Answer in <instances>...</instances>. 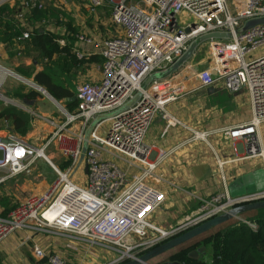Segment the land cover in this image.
<instances>
[{
  "label": "built area",
  "instance_id": "built-area-1",
  "mask_svg": "<svg viewBox=\"0 0 264 264\" xmlns=\"http://www.w3.org/2000/svg\"><path fill=\"white\" fill-rule=\"evenodd\" d=\"M77 1L83 2L93 16L110 8L114 33L104 40L85 33L73 36L84 49L77 52L79 59L99 55L104 60L100 80L84 82L76 89L75 112H69L34 80L5 67L0 53V101L28 113L32 126L39 122L49 131L48 136L41 138L46 140L44 145L36 148L12 133L9 126L3 129L7 134L0 137V191L9 181L29 175L39 159L50 162L45 153L53 145L70 163L65 171L51 166L58 175L53 185L44 193L30 196L7 217L0 215V245L16 233L26 232L32 239L57 238L67 242V247L77 252L85 250L95 257L106 254L110 259L103 264H125L236 207L264 201V191L232 196L226 172L228 165L239 161L261 160L264 165V25L237 35L246 23L264 19V0ZM18 2L22 4L16 16L20 27L26 26L31 8L45 7L41 0H0V8ZM14 25L19 27L16 22ZM214 33L231 34L232 39L222 40L221 46L207 42L213 57L205 69L192 76V68L188 67V72L180 71L145 87L150 77L169 70L194 41ZM63 34L69 37L66 27ZM31 37L32 33L26 30L16 42ZM58 42L62 47L68 45L63 38ZM10 79L48 94L60 113L48 120L31 106L4 97L2 92ZM195 82L201 88L221 83L233 94L246 91L253 116L248 122L227 128L191 130L187 144L210 145L212 138L243 141L244 155L237 160L219 159L223 189L203 200L194 216L164 230L153 224V218L165 204L166 196L153 183L160 181L159 168L186 144L169 152H157L147 143V136L158 117L170 127L183 126L168 107L188 94ZM139 93L141 99L124 110ZM100 118L106 119L91 132L81 163L85 136ZM241 222L257 230L255 223L247 219ZM149 234L153 238L147 240ZM33 250L35 257L47 264H72L61 254L46 255L37 245Z\"/></svg>",
  "mask_w": 264,
  "mask_h": 264
},
{
  "label": "crops",
  "instance_id": "crops-1",
  "mask_svg": "<svg viewBox=\"0 0 264 264\" xmlns=\"http://www.w3.org/2000/svg\"><path fill=\"white\" fill-rule=\"evenodd\" d=\"M73 3L72 0L69 2V5H72ZM14 6L15 5L11 7ZM105 9L106 8L102 9L97 17L94 16L96 22L94 28H90L87 25L86 27L83 26L82 21L79 19H75L74 25L81 28L79 32L88 34L96 40H104L108 35H111L108 34V32L113 31L114 33V29L108 24L110 18L102 19L100 17L104 15ZM28 21L30 25L39 26L37 27L38 29L46 26V24H43L42 26L37 25L33 20ZM49 27L50 26L47 27V30L61 37L64 35L63 29H51ZM100 27H104L105 30H101ZM72 38L75 39V37ZM202 46L203 45L198 48L191 61L186 65L187 67L192 68V76L208 66V58H204L201 54L204 49V46ZM85 49L90 50V48L86 47ZM71 50H73L76 56L77 52L84 51V49L76 43V39ZM0 53L2 54V64L9 68L14 67L12 65L13 63H19L15 70L20 66L29 67L33 64V61H31L30 58H26L23 54L13 56L14 51L11 50L8 44L1 45ZM95 56L99 57V55ZM86 66L88 68L84 72H80L85 75V80H100L101 74L97 75L92 72L94 70L92 67L95 66V64ZM28 103L38 112H48L47 110L44 112L46 107L41 99ZM168 111L172 116L181 120L183 126L170 127L166 121L161 117H158L147 136V143L157 152H169L175 150L182 144H186L185 146L180 147V149L159 168L157 176L160 181L158 183H153V186L164 192L166 196L165 204L157 211L153 219L154 222L159 226H162L164 230H168L171 227L178 225L187 217L194 216L199 211V207L202 205L203 200L208 199L223 189L218 167L219 159L223 161L237 160L244 155L245 144L243 141L232 142L230 140L212 138L209 141L210 145L204 142L187 144L192 136L191 130L211 131L227 128L248 122L253 116L249 94L246 91H241L237 94L230 93L221 83L210 88H201L198 82L192 83L189 88V93L179 101L170 105ZM48 134V129L41 123L36 122L33 123L28 138L31 137L36 140L37 138L41 139L48 136ZM4 135L5 132L2 129L0 137H3ZM261 136L264 143V127L262 128ZM259 170L264 171V165L261 160L239 161L228 165L226 167V172L229 179V192L241 193L251 190L254 186L252 180L248 179V181L245 180L240 184L238 182L243 177ZM20 181L21 180L19 179L9 181L2 187L0 192V195L11 199L13 206H17V204H14L15 198L13 197L16 195V190L19 184L23 183ZM256 184L258 190L264 188V175L257 179ZM232 185H235V188L231 190L230 187ZM26 188H28V186L25 185L20 188V190L26 191ZM3 211V208L0 207L1 216ZM233 225H229V227ZM226 228H228V226ZM216 230L218 229H215L214 231ZM66 243L67 242L57 238L45 236H35L32 239L28 233L18 232L0 245V264H47L46 260H40L35 257L33 249L36 245L40 247L46 255L52 253L61 254L72 264H103L110 259L106 254H103L101 257H95L85 250L77 252L74 249L67 247ZM191 243H195V240L194 242L192 241L178 248L175 250L176 252L172 251L162 256L151 262V264H157L164 260V262L171 261L169 258L184 249L190 248V245H192ZM206 249L208 253L209 247L206 246Z\"/></svg>",
  "mask_w": 264,
  "mask_h": 264
},
{
  "label": "trees",
  "instance_id": "trees-1",
  "mask_svg": "<svg viewBox=\"0 0 264 264\" xmlns=\"http://www.w3.org/2000/svg\"><path fill=\"white\" fill-rule=\"evenodd\" d=\"M41 1L45 3V7L43 9L31 8L26 15L25 27H20V22L16 19L17 14L22 10L20 2L16 3L14 7L4 5L0 8V47L3 44H8L14 51L13 56L23 54L26 58L33 59L31 66L18 67L19 74L34 80L54 100L63 103L69 112H75L78 107L74 100L75 92L57 77L55 71H60L63 75L70 77L73 74L84 72L88 68L86 65H100L104 63V60L97 56L90 59H79L71 50L75 42L72 37L80 33L79 28L74 25L73 13L65 9L60 0ZM104 11L108 13L111 12V9L106 8ZM28 20H33L37 25L46 24V26L38 29L39 26L30 25ZM15 22L19 27L14 25ZM48 26L61 30L66 27L69 37H61L47 30ZM91 27L94 28V25ZM26 30L32 33V37L22 43H17V39ZM62 38L66 39L70 46H60L58 41ZM23 91L24 88L16 90L13 94L14 100L32 102L39 99L37 92L24 93ZM32 121V117L23 110L14 106L5 107L0 112V132L9 126L12 133L26 140L32 129ZM69 167V162H63L58 168L65 171ZM17 206H13L11 199L0 195V207L4 210L2 217H7ZM247 220L256 224V231L246 224L238 222L218 232L212 238L214 243L212 259L214 261L216 260L219 264H264V214ZM190 250L192 248L182 250L174 255L171 261L180 264H208L205 257L202 260L200 258L198 260L191 259L188 256Z\"/></svg>",
  "mask_w": 264,
  "mask_h": 264
},
{
  "label": "rangeland",
  "instance_id": "rangeland-1",
  "mask_svg": "<svg viewBox=\"0 0 264 264\" xmlns=\"http://www.w3.org/2000/svg\"><path fill=\"white\" fill-rule=\"evenodd\" d=\"M73 4L69 5V3L66 2V0H61L60 3L65 6V9L71 11V13H73V17L75 19H79L82 21V25L86 27V25L90 28H92L91 26H93L96 22H95V17L97 16H89V13L87 12L86 8L84 7V4L77 1V0H73ZM67 5V6H66ZM111 12L106 13V11H104V15L100 16L102 19H109L111 18ZM75 24V21H74ZM108 24L110 25V22L108 21ZM108 24H106L107 26H109ZM51 28V27H49ZM53 29V28H51ZM81 28H79L80 31ZM101 30H105L104 27H101ZM83 33V32H80ZM108 34L113 35V31L108 32ZM205 45V46H204ZM204 49L202 50V55L204 56V58H208V64L211 62V58L213 57V53L210 50V47L208 46V43L203 44ZM202 46V47H203ZM100 57V56H99ZM31 59V58H30ZM31 61H33V59H31ZM13 63L12 65L14 67H7L10 70L15 71V73L19 74L18 72V68L15 70L16 66L19 64ZM103 64H95V66L92 67V69L94 68V70L92 72L98 74H101L102 72V66ZM55 74L57 75V77L62 80L64 83H66L73 92H76V89L84 82H88V80H85V75L81 74L80 72L78 74H73V76L67 77L65 75H63L60 71H55ZM20 75V74H19ZM22 76V75H20ZM23 77V76H22ZM27 78V77H26ZM30 79V78H28ZM20 88H24V93L30 92L32 91L29 87L27 86H23L21 85V83H19L17 80L14 79H10L8 84L6 85V87L4 88L2 94L4 97H6L7 99L14 101L16 103L19 104H24V102L18 100H14L13 98V94L16 90H19ZM39 95V99H41L46 107V109L44 110V112L47 110V113H41L44 114L46 116V118H48V120H53V118L56 117L57 114H59V108L58 106L55 104L54 101H52V99L49 97L48 94H43V93H38ZM1 106H0V112L2 111V109H4L5 107L11 106L8 103H5L3 101H0ZM37 111V110H35ZM38 112V111H37ZM6 133V132H5ZM52 133V132H51ZM7 134V133H6ZM6 135H4L3 137H5ZM26 140L28 142H30L34 147L36 148H41L42 145H44L46 140H41L37 141L33 138H26ZM46 156L48 158V160L56 167H60V165L63 162H66L62 156L60 155V153L56 150V147L53 145L50 147V149H48L46 151ZM59 169V168H58ZM58 175L56 174V172L54 171V169L52 167H50L48 165V163L44 160V159H39L36 164L34 165V167L32 168V172L29 175H22L17 177L16 179L21 180L19 186L17 187V192L15 197V203L19 205L20 203H22L23 201H25L26 199H28L30 196L38 194V193H44L51 185H53L56 181H57ZM26 184H25V183ZM28 186V188H26V191H21L20 188H22L23 186ZM15 188V187H14ZM12 189V188H11ZM1 192V191H0ZM14 193V192H13ZM3 194V193H2ZM18 198V199H17ZM201 208V206L199 207V209ZM258 214H264V212H260V213H251L248 215H245L244 217H241V219H236L233 220L225 225H223V227H219L217 228L218 230L216 231H211L209 232L208 235H203L202 237H199L198 239L195 240V243H191L192 245H190V248H192V250H190L188 256L190 255L191 252L193 251H197L202 247H209V252L207 253V249L205 251L204 254L207 253V255H205V261L208 264H219L216 260L214 261V259H212L214 252H212V246L214 245L212 238L220 231L223 230L224 228H226L227 226L229 227V225H233V224H237L238 222H241L242 220H246L247 218H254V217H258ZM249 216V217H248ZM155 217V216H154ZM154 219V218H153ZM153 224H155L156 226L162 228V226H159L156 222H154L153 220ZM212 236V237H211ZM153 238L152 234H149L147 237V240H150ZM194 242V241H193ZM177 250V249H176ZM175 251V250H174ZM176 252V251H175ZM203 254V255H204ZM201 254L200 259L202 260V258L204 257ZM173 257V256H172ZM171 257V258H172ZM171 258H169L171 260ZM168 259V258H167ZM165 261V260H164ZM162 261V262H164ZM160 262V263H162ZM167 262V261H166ZM157 263V264H160Z\"/></svg>",
  "mask_w": 264,
  "mask_h": 264
},
{
  "label": "water",
  "instance_id": "water-1",
  "mask_svg": "<svg viewBox=\"0 0 264 264\" xmlns=\"http://www.w3.org/2000/svg\"><path fill=\"white\" fill-rule=\"evenodd\" d=\"M260 25H264V19H260V20H254V21H250L248 23L245 24L244 28L241 31L237 32V35L240 36L241 34H243L244 32L250 31L252 29H254L257 26ZM187 33H190V30H187ZM232 39V35L231 34H227V33H214V34H209L206 36L201 37L199 40L194 41L189 49L185 52V54L166 72L163 73H158L152 77H150L146 83H145V87L150 86L154 81L157 80H165L166 78H168L169 76L179 73L180 71L186 72L188 71V67L186 66L188 62L191 61V59L193 58V56L195 55L196 51L198 50V48L210 41H214L216 45L221 46L222 45V40H230ZM141 99V94L139 93L136 98L129 103L124 110L129 109L130 107L134 106L139 100ZM24 104L29 105L28 102H24ZM30 106V105H29ZM106 118H100L98 120H96L94 122V124L91 126V128L88 130L86 136H85V142H84V146H83V156L81 158V163L83 162L84 158H85V154L89 148V140H90V135L91 132L94 130L95 126L101 122L102 120H105ZM50 166H53V164L51 162H48ZM87 169H86V173H87ZM262 175H264V171L263 170H259L256 172H253L251 174H249L246 177H243L242 179L239 180V184L242 182H244L245 180L248 181L252 180L254 186L252 187L251 190L249 191H244V192H238V193H231L232 196H240V195H246V194H252V193H256V192H261L264 191L263 189L258 190L256 181L257 179H259ZM231 190L233 188H235V185H232ZM260 211H264V201L261 202H256V203H252V204H247V205H243V206H239L236 207L232 210H230L229 212H226L220 216H217L199 226H197L196 228L185 232L181 235H178L174 238L169 239L168 241L162 243L161 245L157 246L156 248L146 252L145 254L141 255L137 260H132L129 261L125 264H151V262L161 258L162 256L198 239L199 237L233 221V220H238L241 219V217H244L245 215L251 214V213H255V212H260ZM206 251V247H202L197 251H193L190 253L189 257L191 259L194 260H198L201 257V254H204ZM160 264H180L178 262H173V261H168V262H162Z\"/></svg>",
  "mask_w": 264,
  "mask_h": 264
},
{
  "label": "bare ground",
  "instance_id": "bare-ground-1",
  "mask_svg": "<svg viewBox=\"0 0 264 264\" xmlns=\"http://www.w3.org/2000/svg\"><path fill=\"white\" fill-rule=\"evenodd\" d=\"M7 5H9V4H7ZM14 5H16V4H14ZM12 6V5H11ZM8 102V101H7Z\"/></svg>",
  "mask_w": 264,
  "mask_h": 264
}]
</instances>
